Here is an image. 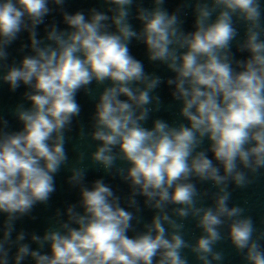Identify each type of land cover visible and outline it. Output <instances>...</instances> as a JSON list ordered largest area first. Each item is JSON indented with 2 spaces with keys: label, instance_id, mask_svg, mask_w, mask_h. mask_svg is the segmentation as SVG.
<instances>
[{
  "label": "clouds",
  "instance_id": "clouds-1",
  "mask_svg": "<svg viewBox=\"0 0 264 264\" xmlns=\"http://www.w3.org/2000/svg\"><path fill=\"white\" fill-rule=\"evenodd\" d=\"M102 3L70 13L66 0H0V81L25 89L10 109L19 130L0 115V264H224L223 244L264 264V228L231 203L264 175V0ZM134 41L172 75L146 71ZM164 83L171 121L155 115ZM81 93L94 105L87 126ZM93 168L128 194L89 183ZM62 170L79 200L43 235L17 232L49 205Z\"/></svg>",
  "mask_w": 264,
  "mask_h": 264
}]
</instances>
